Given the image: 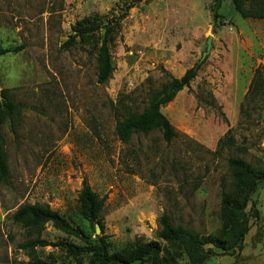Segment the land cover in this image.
I'll return each instance as SVG.
<instances>
[{"label": "rangeland", "instance_id": "rangeland-1", "mask_svg": "<svg viewBox=\"0 0 264 264\" xmlns=\"http://www.w3.org/2000/svg\"><path fill=\"white\" fill-rule=\"evenodd\" d=\"M213 3L0 0V48L20 47L0 55V102L1 90L9 89L20 104L14 129L7 120L1 126L7 177L0 181V264L29 262L20 246L35 236L12 219L23 204H47L90 238L105 236L110 252L155 239L161 256L179 262L187 261L182 247L156 235L163 212L201 235L228 227L219 216L222 194L233 188L227 159L264 169V86L250 91L257 68L264 79V19H244L230 0H220L222 17L213 28ZM92 25L94 31L78 33ZM105 31L114 71L100 84L96 56ZM195 64L189 87L160 108L177 136L167 142L153 130L121 141L115 132L121 103L140 111L164 72L179 78ZM84 182L103 200V229L80 214ZM244 213L241 250H218L205 264H264V181ZM41 237L83 243L51 223ZM36 252L53 264L90 258L53 245Z\"/></svg>", "mask_w": 264, "mask_h": 264}, {"label": "trees", "instance_id": "trees-1", "mask_svg": "<svg viewBox=\"0 0 264 264\" xmlns=\"http://www.w3.org/2000/svg\"><path fill=\"white\" fill-rule=\"evenodd\" d=\"M230 1L234 10L242 18L264 19V0ZM219 7L220 0H214L212 6L213 28L215 27L216 19L222 17L218 13ZM93 26L80 28L78 33L82 35L86 32L94 31L96 26ZM72 41L73 37L71 36L66 44ZM108 43L109 34L108 31H105L96 56V80L100 84L106 83L114 71ZM19 49L20 47L0 48V55L17 52ZM198 69V64H195L188 68L179 78L163 70L166 74L165 81L158 88L149 91L146 103L140 111L131 109L128 105L121 103L124 116L116 122L115 132L118 138L123 142H127L133 134H147L153 130L160 131L163 139L167 142L175 138L177 131L161 112L160 108L172 101L183 88L189 87L191 81L196 77ZM262 73L257 68L252 77L250 91L254 88V94H257L264 86ZM1 96L3 100L0 102V181H4L7 177V168L2 145L1 126L7 120L10 129H14L20 104L10 99L9 89H2ZM222 141H219L220 146L225 143ZM228 141L232 144V138H228ZM227 167L233 181V188L229 192L223 193L221 197L219 216L229 225L220 235H201L194 230L174 225L170 216L165 212L157 219V238L166 242L177 243L181 246L187 258L186 262L172 261L163 255L161 256L162 246L155 239L136 245L126 251L110 252L109 247L111 244L106 240L105 236L101 235L97 239L90 238L81 228L71 225L59 212L43 203L23 204L13 213L12 219L16 223L21 224L30 236H35L20 247L27 251L28 264H53L39 258L36 252V247L48 245L60 246L72 255L88 254L90 255L88 264H145L148 261L152 264H205L208 258L218 254V250L223 253L229 250L232 253H238L242 248L244 236L248 231L244 211L258 184L264 181V169L258 168L238 157L228 158ZM77 200L81 216L89 223H98L100 229H103L98 219L103 207L102 198L84 182L78 193ZM47 223H51L54 227L67 234L79 237L83 243L77 244L60 240L51 244L41 237L43 228Z\"/></svg>", "mask_w": 264, "mask_h": 264}, {"label": "water", "instance_id": "water-1", "mask_svg": "<svg viewBox=\"0 0 264 264\" xmlns=\"http://www.w3.org/2000/svg\"><path fill=\"white\" fill-rule=\"evenodd\" d=\"M210 48H211V38L209 37V38H207V40H206V48H205V50H204V52H203V54H202V58L204 57V56H206V54L208 53V51L210 50ZM99 229L97 228L96 229V232L98 231Z\"/></svg>", "mask_w": 264, "mask_h": 264}]
</instances>
